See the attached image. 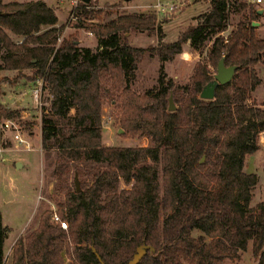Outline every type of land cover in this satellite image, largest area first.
<instances>
[{
    "label": "trees",
    "instance_id": "16d2710c",
    "mask_svg": "<svg viewBox=\"0 0 264 264\" xmlns=\"http://www.w3.org/2000/svg\"><path fill=\"white\" fill-rule=\"evenodd\" d=\"M93 3L81 2L73 25L94 32L96 49L80 46L73 34L57 44L65 24H58L55 9L44 0H0V68L17 70L15 78L45 80L49 103L41 109V144L47 157L51 149L56 154V189H68L69 162L90 165L91 177L86 188L75 187L57 202L58 220L45 209L37 226L16 238L10 264H124L142 243L154 249L147 248L137 264H224L249 246L264 264V198L251 204L258 174L244 169L264 133V101L252 98L264 63V35L252 24L262 15L259 6L209 0L197 23L176 40L138 46L126 32L162 38L155 12H116L102 21L111 10ZM230 16L238 17L235 23ZM184 43L205 54L194 64L190 83L177 85L166 78L162 62ZM146 54L161 64L157 83L139 93L131 83ZM221 57L237 69L216 87L213 99L201 98ZM172 93L179 105L169 110ZM109 94L119 100L115 118L125 134L147 135L146 145L104 142L101 116ZM0 113L29 131L36 122L23 119L17 106L0 104ZM211 144L219 146L218 162L212 183H204L201 169ZM121 180L132 184L118 192ZM6 236L0 212V264Z\"/></svg>",
    "mask_w": 264,
    "mask_h": 264
},
{
    "label": "rangeland",
    "instance_id": "374dc122",
    "mask_svg": "<svg viewBox=\"0 0 264 264\" xmlns=\"http://www.w3.org/2000/svg\"><path fill=\"white\" fill-rule=\"evenodd\" d=\"M7 1V0H4ZM52 5L58 15V23H66L70 9L75 0H45ZM94 8H102L103 10H111L109 15H105L102 21L114 17L116 12H141L153 11L157 15L158 21L161 23L163 35L161 39L157 36L148 35L145 32L131 31L126 32L128 41L133 45L148 46L156 44L159 41L172 42L177 39L179 33L186 29L189 25L197 23L198 15L208 8V0H93ZM116 2L121 5H110L104 2ZM168 5L177 4L172 10L159 11L155 8L156 3ZM133 4L131 6H125ZM264 6V0L260 3ZM238 17L230 16L229 23H235ZM93 22L98 21L97 18L91 19ZM263 36L264 28L259 31ZM69 34L78 37L80 46H89L96 49L97 37L94 32L86 30L84 27L76 29L73 22L68 27H64L61 37H67ZM60 41L58 40L57 44ZM210 43V41L207 42ZM203 54L192 50L187 43H184L182 51L176 53L172 59L162 62L163 72L166 78H170L177 85H187L191 81L192 68L197 60ZM187 53V55L184 54ZM161 61L154 55L146 54L138 64L135 76L132 79L131 88L136 92L143 93L147 88L153 87L157 83ZM264 67V63L261 64ZM264 69V68H263ZM261 70V77L264 79V70ZM25 74L32 75L31 69H24ZM212 77L216 69H212ZM17 70L0 68V78L6 77L5 81L0 83V104L9 106H17L21 109L23 119L36 121L29 131L27 128L16 122V125L26 140L24 144H17L12 137V130L3 126L5 119L0 113V212L2 214L3 223L7 227V236L5 241V264L11 262V248L19 235H24L38 224L41 212L45 209H51L56 213L58 201L65 199L67 193L75 187V176L78 178L79 187L86 188L91 180L88 174L90 165L84 162H69L64 177L67 190H57L58 185L57 157L54 150L51 149V155L46 156L41 144V109L49 103V94L46 88L42 91L41 107L35 106L33 100L32 86L35 80H28L25 77H18ZM211 77V78H212ZM168 95V105H169ZM110 94L106 96L102 116L101 128L103 140L109 145H146L149 138L145 134H125V130L116 120L118 114L119 100L114 97L110 98ZM252 98L255 102L264 101V83L258 86L253 92ZM16 101H19L16 103ZM171 101L176 108L179 101L171 94ZM260 148L247 155L244 169L248 172L255 171L258 174V181L253 189L251 204L264 198V133L259 137ZM206 158V164L201 169L204 183H212L211 174L215 173L217 154L219 146L211 144ZM21 164L16 167V161ZM161 164L158 165V178L161 181ZM59 170V169H58ZM132 183H125L122 180L117 186V191L131 187ZM57 214V213H56ZM53 215V214H52ZM58 215V214H57ZM55 220V218H51ZM66 222V221H65ZM62 226V224H61ZM67 227V222H66ZM224 264H258V258L252 254L251 247L241 253L240 258L225 259Z\"/></svg>",
    "mask_w": 264,
    "mask_h": 264
},
{
    "label": "water",
    "instance_id": "95a60500",
    "mask_svg": "<svg viewBox=\"0 0 264 264\" xmlns=\"http://www.w3.org/2000/svg\"><path fill=\"white\" fill-rule=\"evenodd\" d=\"M83 1H88V0H83ZM262 8L258 9V13H262ZM258 23V21H253L252 24H256ZM185 55H187V53L184 52ZM237 69V65L236 64H230V65H226L224 62V57H221L218 60L217 63V67H216V72L213 74V77L210 78L201 88V91L199 93V96L201 98H205V99H213L215 97V91H216V87L219 84H225L227 82H229L234 73L235 70ZM168 109L172 110L174 109V105L172 104L171 101V94L169 96V105H168ZM21 164V162L18 160L16 161V167H18ZM75 184H76V188L77 190L80 189L79 184H78V178L77 176H75ZM147 248L153 250L154 247L145 243L140 244L137 248L135 253L133 254V256L124 264H137L139 262V260L142 258V256L146 253ZM93 251H95V248L93 247ZM98 258L100 259L99 255L97 254ZM102 264H105L104 262L101 261Z\"/></svg>",
    "mask_w": 264,
    "mask_h": 264
},
{
    "label": "built area",
    "instance_id": "2783aa9c",
    "mask_svg": "<svg viewBox=\"0 0 264 264\" xmlns=\"http://www.w3.org/2000/svg\"><path fill=\"white\" fill-rule=\"evenodd\" d=\"M249 1H255V2H261L262 0H249ZM81 2H84L83 0H75L73 3L72 8L70 9L69 12V16L68 19L64 25V27H68L70 25V23L74 22L75 20H77L78 18V8L80 7ZM87 7H90L89 5H87ZM175 7H177V4L171 3L168 5H163L161 3H156L155 4V8L159 11H169L174 9ZM80 9V8H79ZM64 30V29H63ZM63 32V31H62ZM91 33V31H90ZM62 35V34H61ZM61 36L59 37V41L61 40ZM44 84H45V80L44 77L39 75L38 77L35 78V83L32 86V93H33V100L35 102V106L37 107H41V101H42V91L44 89ZM3 126L6 129H11L12 130V137L13 139L16 141V143L19 144H24L25 143V139L22 136V134L20 133L17 125H16V121L12 118H7L4 120L3 122ZM1 150V148H0ZM52 218H55V220H58L59 217L56 213H53ZM62 224V227H66V222L64 220L60 221Z\"/></svg>",
    "mask_w": 264,
    "mask_h": 264
},
{
    "label": "crops",
    "instance_id": "0c3cea01",
    "mask_svg": "<svg viewBox=\"0 0 264 264\" xmlns=\"http://www.w3.org/2000/svg\"><path fill=\"white\" fill-rule=\"evenodd\" d=\"M19 1H26V0H19ZM45 1V0H44ZM98 1V0H97ZM182 1L183 0H181L180 2L182 3ZM209 1V0H208ZM249 1V0H248ZM46 2V1H45ZM99 2V1H98ZM253 2H255V1H253ZM262 2V1H261ZM261 2H256L257 3V5L259 6V9L260 8H262V15L260 16V18L258 19V20H255V21H258V23H256V24H254V25H256L257 26V30H258V33H259V31H261V29L262 28H264V6L263 5H261L260 3ZM47 3V2H46ZM105 4H107V3H109V1H106V2H104ZM111 3H115V2H111ZM48 4V3H47ZM50 5V4H49ZM52 6V5H51ZM125 6H131V7H133V4H129V5H125ZM58 16V15H57ZM58 24H60V23H58ZM259 35H260V33H259ZM263 35H264V33H263ZM264 67H261L260 66V70H259V75H261V70L263 69ZM264 70V69H263ZM261 77V76H260ZM262 78V77H261ZM262 83H264V79L262 78V82L259 84V85H261ZM258 85V86H259ZM258 86L256 87V89L254 90V92L257 90V88H258ZM19 101H16V103H18Z\"/></svg>",
    "mask_w": 264,
    "mask_h": 264
}]
</instances>
